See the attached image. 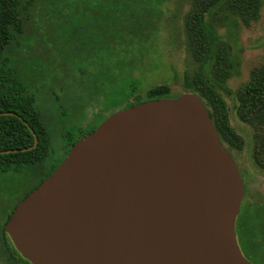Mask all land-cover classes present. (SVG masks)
I'll use <instances>...</instances> for the list:
<instances>
[{
  "label": "water",
  "instance_id": "1",
  "mask_svg": "<svg viewBox=\"0 0 264 264\" xmlns=\"http://www.w3.org/2000/svg\"><path fill=\"white\" fill-rule=\"evenodd\" d=\"M27 126L32 145L0 152L36 147ZM243 195L203 99L182 93L111 112L3 229L31 264H254L235 232Z\"/></svg>",
  "mask_w": 264,
  "mask_h": 264
},
{
  "label": "trees",
  "instance_id": "2",
  "mask_svg": "<svg viewBox=\"0 0 264 264\" xmlns=\"http://www.w3.org/2000/svg\"><path fill=\"white\" fill-rule=\"evenodd\" d=\"M84 1L87 0H0V151L32 145L34 136L27 125L38 139L33 149L0 152V174L19 171L47 156L50 135L39 103L51 99L58 104L60 117L76 133L63 136L67 147L46 177L70 146L98 124L79 128L78 122L85 110L83 98L87 101L97 97L105 99L119 91L122 98L116 105L118 108L107 103L113 112L142 101L169 97L167 84L154 83L146 85L143 97L138 95L134 100L123 102L134 96L138 83L143 85L135 74L134 62L150 44L159 25L161 7L168 0H107V6L111 7L107 10L117 7L115 11L105 17L97 14L96 23L86 26V32L91 34L86 43L65 42L68 45L65 49V44L55 34V27L61 26L52 21L56 12L83 6ZM188 1L190 7L183 16V33L192 68L184 72L182 86L203 99L222 144L239 149L242 138L229 124L225 102L217 90L230 76L233 54L230 45L216 36L215 27L230 24L233 18L249 26L259 15L261 1ZM65 12L62 14L66 15ZM35 60L41 65L34 67ZM72 85L82 90L81 98L69 93ZM236 96L242 120L264 123V64L251 69L248 82ZM8 111L15 114L3 113ZM241 207L235 221L237 240L242 245L247 242L250 247L259 243V238L264 242V209L255 202H247L243 210ZM12 209L0 227V256L6 264H31L21 256L3 229ZM249 210L254 212L257 222L248 221V217L251 219Z\"/></svg>",
  "mask_w": 264,
  "mask_h": 264
},
{
  "label": "rangeland",
  "instance_id": "3",
  "mask_svg": "<svg viewBox=\"0 0 264 264\" xmlns=\"http://www.w3.org/2000/svg\"><path fill=\"white\" fill-rule=\"evenodd\" d=\"M260 1L259 15L249 26L233 18L232 23L215 27L216 36L230 45L234 60L230 76L217 90L225 102L229 124L243 141L239 149L225 144L236 163L246 191L241 202L242 210L247 202L258 203L264 209V123L242 120L237 111L239 101L236 96L237 91L248 82L251 69L264 64V0ZM82 5L63 10L62 12L67 11L66 15L56 12L58 14H55L52 23L61 26L60 28L55 27V34L60 38L61 43L72 42L76 45L86 43V38L91 36L86 32V26L96 23L97 14L101 13L105 17L117 8L107 10L111 8L107 6V0H87ZM87 5L89 8L86 9ZM189 7L188 0H168L163 3L156 33L153 34L144 53L134 62L137 67L135 74L139 75V82L142 81L143 85L140 86L138 83L139 87L134 96L123 102L134 100L138 95L143 97L146 85L154 83H165L169 86L170 93L167 98H173L182 93H191L182 86L184 72L192 68L187 58L183 33V16ZM93 12L96 14L94 15ZM64 47L66 49L68 45L65 44ZM70 63L73 67L72 61ZM33 65L38 67L41 64L35 60ZM68 91L79 98L82 96V90L78 85H72ZM57 92L58 95H62L59 89ZM43 97L50 98L48 95H43ZM121 98L122 94L119 91L105 99L97 97L87 101L83 98L85 110L80 118L81 121L78 122L79 128L84 129L90 123L99 124L104 119V115L111 112L107 103L110 102L116 109L118 108L116 105L121 103ZM39 107L50 135V148L47 156L42 160L22 167L16 172L8 171L0 174V227L13 206L59 161L67 147L63 136L67 133L76 134L69 123L60 117L61 111L58 104L48 99L46 103H39ZM248 212L251 215L248 221L257 222L258 219L254 216V212L252 210ZM237 243H239L241 253L249 261L254 264H264V242L261 238H259V243L252 247L247 242L242 245L240 240H237ZM0 264H6L1 256Z\"/></svg>",
  "mask_w": 264,
  "mask_h": 264
},
{
  "label": "flooded vegetation",
  "instance_id": "4",
  "mask_svg": "<svg viewBox=\"0 0 264 264\" xmlns=\"http://www.w3.org/2000/svg\"><path fill=\"white\" fill-rule=\"evenodd\" d=\"M46 175V174H45Z\"/></svg>",
  "mask_w": 264,
  "mask_h": 264
}]
</instances>
